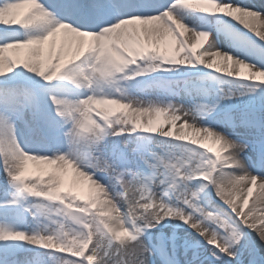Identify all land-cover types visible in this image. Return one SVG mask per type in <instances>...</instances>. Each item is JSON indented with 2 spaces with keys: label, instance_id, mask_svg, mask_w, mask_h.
<instances>
[{
  "label": "snow or ice",
  "instance_id": "obj_1",
  "mask_svg": "<svg viewBox=\"0 0 264 264\" xmlns=\"http://www.w3.org/2000/svg\"><path fill=\"white\" fill-rule=\"evenodd\" d=\"M0 193V264H264V3L0 0Z\"/></svg>",
  "mask_w": 264,
  "mask_h": 264
},
{
  "label": "bare ground",
  "instance_id": "obj_2",
  "mask_svg": "<svg viewBox=\"0 0 264 264\" xmlns=\"http://www.w3.org/2000/svg\"><path fill=\"white\" fill-rule=\"evenodd\" d=\"M52 2L53 3H55L56 2V0H52ZM256 2L257 3H264V0H256ZM23 11L24 10H22V12H21V14H23ZM198 22V21H197ZM235 23V22H234ZM237 28H240L241 26L240 25H238V24H236L235 25ZM241 31H243V29H241ZM187 35H191V33H188ZM207 45L206 44H204V45H202V46H198L197 47V52L199 53V52H202L203 51V48L204 47H206ZM23 55V54H22ZM205 60H207V57H205ZM164 85V83H162L161 84V86H163ZM190 131V130H189ZM210 143V142H209ZM216 147H219L218 145L216 146ZM29 172L30 173H36L37 172V170H39L40 168H42V167H44V168H47V167H50V166H47V165H40V164H37V163H35V162H29ZM73 177L74 176V174L73 173H69L68 174V177ZM67 177V178H68ZM259 191H260V189H259V187L257 186L256 188H254V190H253V194H252V198H250V200H249V205H251V200L252 199H255V197L257 196V194L259 193ZM0 194H2V193H0Z\"/></svg>",
  "mask_w": 264,
  "mask_h": 264
},
{
  "label": "rangeland",
  "instance_id": "obj_3",
  "mask_svg": "<svg viewBox=\"0 0 264 264\" xmlns=\"http://www.w3.org/2000/svg\"><path fill=\"white\" fill-rule=\"evenodd\" d=\"M22 54H23V53H21V55H22ZM171 86H172V87H176V85H174V84L171 85ZM38 171H39V170H37V172H38ZM37 172H36V173H37ZM67 179H68V180H71L72 178L69 176ZM249 206H251V205H249Z\"/></svg>",
  "mask_w": 264,
  "mask_h": 264
}]
</instances>
